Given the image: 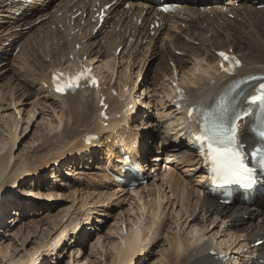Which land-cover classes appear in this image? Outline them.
<instances>
[{
    "label": "bare ground",
    "instance_id": "bare-ground-1",
    "mask_svg": "<svg viewBox=\"0 0 264 264\" xmlns=\"http://www.w3.org/2000/svg\"><path fill=\"white\" fill-rule=\"evenodd\" d=\"M157 1L52 0L50 3L48 0H39V2L28 3V0H0V52H3L0 68L5 63L7 65L13 64L11 66L13 69L10 70H13L11 72L12 77L8 80L7 86L0 85V103L5 104V107L1 108V111L5 112L2 121L7 116L13 122L12 127L10 125L9 127L6 126L10 135V138L7 137L9 139L8 147H0V255H4L3 261L8 259V264L17 262V259L9 258L11 253L27 252L24 250L27 243L25 245L24 243L22 245L18 244L22 248L20 251L10 244L14 239H10L11 241L8 243L6 238L13 237L10 234L12 232L10 228L14 229L19 224H23L25 212H32V217L36 218L41 215V212L54 207L56 204L50 201L53 200L50 195L45 198L41 195L40 198L39 193L36 194V187L35 190H32L31 187V190L25 192L24 187L29 184L30 179L46 169H53L52 180L56 179L57 182L58 178L62 176L64 167L67 168L68 175L76 179L74 173L79 170L78 166H66L69 161L68 156L72 155L73 162L76 159L85 163L87 161L94 162L96 159L99 160L98 155L101 154V151H106V154L104 153L105 155L100 160L104 161V165H106L104 171L115 174L113 177L112 174L111 177L105 174L103 180L106 184L112 183L111 186L116 183L117 192H112V194L114 197L119 198L118 201L124 199L119 202L120 204H124L125 201L127 202L130 199L128 196L129 188L117 178L127 176L123 170L126 165H129L124 160V153H128L140 164L142 170L147 172V182L142 192L148 187L152 188L150 191L158 193L157 196L162 197V203L167 201V204L171 207L177 206L179 211L176 216H164V205L159 204L161 209L163 208L162 211L158 209L160 208L158 206L155 209L152 207L150 209L143 201L146 197L141 195V190H133L130 193L131 197L134 195L138 198L135 199V206L130 211L131 216L140 214V217L134 223L133 220L128 219L127 225L130 226L128 232L126 228L122 227L124 221L121 220V224L118 225L120 226L119 233H121L119 243L114 242L111 247L108 246L109 253L105 262L99 261L95 264H108L107 259L110 256V259L114 258V262L116 261L114 264H137L139 261H142L139 263L142 264L146 260V257L142 259V256L147 250L144 243L146 240L150 241V235L154 233V238H151L154 242H149L148 247L153 243H156L154 245L156 247L160 242L161 231L165 230L167 221H170L172 217L179 234H181L183 226L185 227L182 231L184 234L188 229L191 232L188 233V238L186 236L185 238H178L177 234L174 239L176 241V238H178L175 242L177 247L174 250L175 252L172 253H176L174 258H176V261L178 260L177 262L181 261L180 264H261L260 262L264 260V245L256 248L255 252L253 251L254 255L251 252L252 244L264 239V194L259 192L256 198L251 199L249 202L245 198L242 200L236 198L233 204H221L219 199L212 195L213 190L210 188L206 169L197 156L194 140H189L187 144L183 143L187 131L186 128H183V125L187 121L188 110L192 106L199 108L210 106L231 80V78L219 73L218 65L220 61L217 58V52L232 51L241 58L243 66L237 71V77L264 75V11L257 9L259 0H239L241 5L237 8L233 7L236 0H197L198 3L195 2L196 0H180L183 4L176 14L164 15L158 12ZM113 2L115 4L109 10L110 18L106 20L103 28L94 34L98 23V20L95 22L92 20L94 9L98 8V5L104 7ZM126 3L129 5V9L124 7ZM202 5L206 7L202 9ZM221 6L227 7L230 14L236 16V20L227 18L223 11L220 13ZM17 13H21V16L16 18ZM77 13H80V16L73 20ZM30 14L31 16H29ZM157 17H160L159 23L162 25L158 29L152 30L155 32V37L151 38L150 41L148 40L149 44L147 43L144 46V40L147 39L145 37L150 33L146 30V26L149 27L151 23L154 24ZM221 20L223 21L222 24L220 23ZM82 22H84L83 25ZM204 23H207V26H204ZM179 24H185L186 28H180ZM52 28H55V30ZM26 30L29 31L22 37L23 31ZM161 35L164 37V44L162 42V46L159 48L157 42ZM227 35L228 38H226ZM99 38L101 39L99 40ZM129 39L133 41L130 44ZM195 42L199 46H195ZM5 43L9 46L5 47ZM76 46H80L79 51ZM122 46H124V49L118 54L117 50ZM145 48L155 49L151 60L158 57L157 55L167 60H165L168 63L165 71L171 75L168 84L165 81L166 79L163 80L160 77L161 74L157 71L158 73H155L156 76L152 79L148 73H145L144 82L142 81L139 90L137 89L145 66L136 65V58L142 50L145 51ZM156 49H161V52ZM125 52H128L129 59L131 57L135 59L133 64L125 63ZM182 55H186V58L181 59L179 56ZM71 57L74 58L73 61H71ZM84 57L87 58L86 61L83 60ZM48 58L50 62L46 63L44 60ZM105 58H108V61H105ZM78 64H85L95 69L101 81V88L98 92L87 89L61 97L56 95L49 87H45L50 85L52 72L74 70ZM188 64L191 66L190 69L185 66ZM120 66L123 73H120L121 77H118L117 82L116 70ZM158 66L162 68L160 63H158ZM136 69H138L137 72H135ZM5 71H7V68L1 69L0 75ZM167 74L166 78L168 77ZM1 77L4 81L3 75ZM157 82L161 84L156 85ZM114 83L117 84L115 87ZM174 83H178L187 91L189 104L184 110L177 108L175 105ZM145 86L148 87V90L154 87L153 90L151 89L154 92V98H158L162 94L165 101H161L162 98L157 103L150 102L146 104L142 101V97L146 93L144 91ZM36 87L38 89H35ZM251 91L248 90L243 93L241 99L243 107L246 106L247 97ZM18 92H23V97L36 92L44 100V104H42L51 113L50 115H44L40 122L36 119L32 125L34 127L37 122V126L45 124L47 128L45 136L41 138L39 143L37 142L38 145L26 149L17 158L14 157V151L19 141L16 130L24 122L22 109L18 106L22 95L16 96ZM28 96L30 97V95ZM102 97H105L106 104L110 105L107 113L111 118L107 121V127L102 123L100 116ZM156 105L163 108L164 111L159 118V124L153 123V126H156L160 133H163L162 141L165 147L162 146L163 148L156 152L157 156L153 159L149 157L150 149H147V145L142 147V145L138 146L137 144L139 143L137 140H142V133H134V130L128 132L127 130H130L128 120L145 118L148 121V118H151L146 112H142L139 109L140 107L145 111L147 108L148 111H151L153 107H157ZM131 106L132 108L129 110ZM36 108L38 109V107ZM44 109L46 108L44 107ZM141 113H145V116L142 117ZM35 114L37 113L30 112V118L35 119ZM41 115L42 113L39 114V116ZM39 116L37 117L39 118ZM32 119L28 120V126L32 123ZM182 119L184 122H181ZM147 121L143 120V123ZM252 123V119H249L241 131L242 141L248 149L256 144V140L250 133ZM164 124H168L169 133L163 132L166 130L163 129ZM140 125L142 124L140 123ZM144 132V144L155 142L157 137V135H154L155 131ZM91 134H96L98 140L89 143L87 136ZM102 134H107L105 142L102 141L105 136L102 137ZM109 140H111L112 145L108 144ZM153 144L157 145L156 143ZM56 150L61 151V153L58 155V153L53 152ZM51 153H56V159L44 163L45 156H52ZM88 153L89 155H85ZM49 156L47 159H49ZM156 159L160 162L164 159L168 161L165 162L163 167L157 162L150 168L149 165ZM106 161L108 162L106 163ZM38 162L41 165L34 167V164H38ZM95 167L99 169L98 165ZM83 168L86 169L85 166ZM150 169L152 170L148 173ZM68 175L66 176L68 177ZM41 181L42 179L39 181L40 184L43 183ZM44 185H46L45 182L42 186ZM141 203H144V208L141 207ZM155 203L157 204V202ZM101 204H104L103 207L106 206L104 202ZM103 207L100 206L101 209L105 208ZM146 209L149 214L151 213L150 216L145 212ZM11 211H13L11 213L13 215L10 214ZM85 211L88 213L83 222L84 226L90 225L83 229L78 222L71 234V237L74 238L73 244L76 243L79 246L84 244V234L88 236L87 233H95L99 229L101 221L94 220L90 223V220L93 219L92 215L95 214L99 218L104 216L101 215V213H104L103 210L92 214H90L91 209ZM160 211L162 212L161 215ZM201 214H204L201 216L202 222L212 220V230L206 227L205 222L204 228L197 225V222L201 219V217L199 218ZM8 215L13 217L9 218ZM6 216L9 220H6ZM145 217L146 219L149 218L150 221H143ZM158 218L160 222L156 226ZM216 222L221 223V227L219 231L214 232ZM69 225L72 226V222ZM69 225L67 224L53 238L56 246H59L62 242L66 244ZM56 229L54 228V231ZM145 231H147V234ZM27 233L29 234V232ZM78 237L81 238L79 241L76 240ZM27 239L28 237L24 238L23 242ZM71 240L72 238L69 241ZM174 240L173 244H175ZM5 243H8L6 247L4 246ZM45 247L39 245L38 249L37 247L33 249L35 250L33 255L27 257L28 259L23 261L22 264H35L37 261L42 264V261L47 258L44 257L47 253V251H44ZM173 248L169 251H172ZM41 249L43 252H41ZM98 249H100V244ZM50 252L53 254L52 256H56L55 250ZM219 254H224L228 260L218 259ZM168 255L172 254L169 252ZM168 257L171 258V256ZM40 258L42 259L40 260ZM162 259H164V256ZM79 264H93V262L91 259H87L85 262L82 259Z\"/></svg>",
    "mask_w": 264,
    "mask_h": 264
},
{
    "label": "rangeland",
    "instance_id": "rangeland-1",
    "mask_svg": "<svg viewBox=\"0 0 264 264\" xmlns=\"http://www.w3.org/2000/svg\"><path fill=\"white\" fill-rule=\"evenodd\" d=\"M126 9H129L128 7L124 6ZM259 9V8H258ZM259 10L261 11H264V2H263V7L260 8ZM231 19V18H230ZM231 20H235V19H231ZM222 22V21H221ZM207 23H204V26H206ZM181 26V27H180ZM183 26V27H182ZM180 28H185V24H180L179 25ZM53 30L55 28H52ZM146 30H151V28L148 26L146 27ZM29 30H26V31H23L22 33V37H24V35L28 32ZM179 34V33H178ZM170 35V34H169ZM177 35V34H176ZM211 35V34H210ZM209 36V38H211ZM155 37V35L153 33H151V38ZM229 36L227 35L226 38H228ZM145 38L148 39V37L146 36ZM149 38L148 40L150 41ZM101 38H99L100 40ZM164 37L163 35L160 36L159 40H158V47L160 48L162 46V42L164 44V41H163ZM146 40L144 41V46L147 45V43L149 44V41ZM191 44V43H190ZM62 45H63V42H62ZM194 45V44H193ZM5 47H8L9 44L5 43L4 45ZM195 46H199V44H197V42H195ZM128 47V46H127ZM126 49V48H125ZM12 50V49H11ZM145 51H141L139 54H138V57L136 58V65H143L145 66V69H144V72L141 74V80L139 79V86H138V90L140 88V85H142V81L144 82V76H145V73L149 75V77L152 79L153 77L156 76V74L159 72L161 75L160 77L167 81V84H168V81L170 80V77L171 75L170 74H167V72L165 71V67H167V64L166 63V59L162 58V56L160 55H157L158 57H155L153 60H151V57L152 55L154 54V51L155 49L154 48H150V49H144ZM158 51L161 52V49H156ZM128 51V50H127ZM148 51V52H147ZM15 53V52H14ZM17 53V52H16ZM15 53V54H16ZM133 53V52H132ZM131 53V54H132ZM127 54V55H126ZM141 54V55H140ZM140 55V56H139ZM144 55H146L144 57ZM3 56V52H0V61L2 60V57ZM122 56V55H121ZM127 56V57H126ZM129 54L128 52H125V56L124 58H126L125 60V63H130L133 64V62L135 61V59H133V57H131L130 59L128 58ZM200 56H201V53H200ZM140 57V58H139ZM181 59H184L186 58V55H182V56H179ZM73 58L71 57V60ZM150 59V60H149ZM84 61L86 60V57H84L83 59ZM105 61H108V58L104 59ZM161 62H160V61ZM166 60V61H165ZM5 61V60H4ZM46 63H49L50 62V59H46L44 60ZM158 63H160V65L162 66V68H159L158 66ZM13 65V64H12ZM12 65H7L6 63L4 65H1V69H5L7 68V71L1 73L0 75V85H4V86H7V82L8 80L10 79V77H12V71H10L11 69H13V67H11ZM188 69L191 68V66L188 64V65H185ZM126 67V66H125ZM124 67V68H125ZM157 67V68H156ZM160 70H159V69ZM164 68V69H163ZM186 68V69H187ZM9 70V71H8ZM116 81L118 82L119 78L121 77L120 76V73L122 71V68L120 66V68H118V70H116ZM138 69L135 70V72H137ZM158 71V72H157ZM165 74H164V72ZM8 73V74H6ZM125 73V72H124ZM156 73V74H155ZM164 75H163V74ZM166 74H167V78H166ZM5 78L4 81L2 79V76ZM7 75V76H6ZM170 76V77H169ZM119 77V78H118ZM165 78V79H164ZM181 78V77H180ZM150 79V81H151ZM169 79V80H168ZM122 82V81H121ZM121 82H120V85H121ZM6 83V84H5ZM160 82H157L156 85H160L159 84ZM112 85V84H111ZM110 85V86H111ZM115 84L114 83V87H115ZM154 87H151V89L153 90ZM35 89H38V87H36ZM143 89V88H142ZM148 90V87L145 86V89L144 91H146V93H144V96L142 97V101H144L146 104L150 103V102H158L160 101L162 98L161 101H165L164 99V95L160 94V96L158 98H154V92L152 90ZM127 91V90H126ZM141 92V90H140ZM30 93V92H29ZM19 95H22L20 97V103H19V107L20 109H22V119H24V122L21 123V125L17 128L16 132L18 134V137H19V141H18V146L17 148L15 149L14 151V157H19L23 152L26 151V149H30L32 148L33 145H38L39 141L41 140V138L43 136H45L44 134H46V125L45 124H42V125H39L37 126L38 122H40V120L42 119V117L44 115H50L51 112H48V108L43 105L44 104V100L42 99L41 96H39L36 92L34 93H30L28 95H30V97L27 95L25 97H23V92H18V94H16V96H19ZM33 95V96H31ZM29 97V98H28ZM153 97V98H152ZM161 97V98H160ZM40 99V100H39ZM156 99V100H155ZM153 100V101H152ZM38 101V103H37ZM36 102V103H35ZM9 103V102H7ZM43 103V104H42ZM36 106H35V105ZM39 104V105H38ZM41 104V105H40ZM154 104V103H152ZM157 107H153L151 109V111H148V108L147 110H143L141 109V107L139 108L140 110H142V112H146L148 114L149 117L151 118H148V121L145 119V118H138V120L136 122H131V128H132V131L134 130V133L135 132H139V133H142V140H140V143L139 145L142 143V147L144 145H147V149L150 147H152V154H151V157L153 156H157L156 152L161 148L165 147L164 145V142L162 141V136H163V133L159 132L156 128V126H153V123H158L159 124V118L161 117V114L163 113V108H160L158 105H156ZM5 107V104H2L0 103V147H4V146H7L8 147V143H9V139L10 138V135L8 134L7 132V129H6V126L9 127H12V120L10 118H7L4 117L3 118V121H2V117L5 115V112H3V110L1 111V108H4ZM38 107V109L36 108ZM44 107L46 109H44ZM35 108V109H34ZM160 108V109H159ZM34 109V110H33ZM159 109V110H158ZM34 112V113H37L35 114L36 117H34L35 119H32L30 118L29 114L30 112ZM41 111V112H40ZM41 116H39V114H41ZM142 114V117L145 116V113H141ZM150 114V115H149ZM39 116V118L37 117ZM29 118V119H28ZM30 119H32V123L30 124V126H28L29 124V121ZM38 119V122L37 124L34 125V127H32V125L34 124V121ZM53 119V118H52ZM29 120V121H28ZM119 120V119H118ZM143 120L149 122L147 124L146 123H143ZM5 121V122H4ZM53 121V120H52ZM138 122V123H137ZM5 123V124H4ZM140 123L143 125H140ZM4 124V125H3ZM7 124V125H6ZM138 125V126H137ZM152 125V126H151ZM168 125V124H167ZM166 124L163 125V129L165 131L163 132H167L169 133V130H168V126ZM4 126V127H3ZM27 126V127H26ZM37 126V127H36ZM137 126V127H136ZM145 126V127H144ZM146 126H149V127H146ZM143 127V128H142ZM167 127V128H166ZM147 128V129H146ZM155 128V129H154ZM136 129V130H135ZM146 129V130H144ZM128 131V130H127ZM144 131H146V133H148L149 131L154 132V135H157L156 139H155V142H149V143H145V141L143 142V138H144ZM15 132V131H14ZM12 132V133H14ZM128 132H131V131H128ZM105 135V136H104ZM104 136V137H103ZM8 137V138H7ZM102 141L105 142V137H107V134H102ZM104 139V140H103ZM141 139V138H140ZM35 141V142H34ZM38 142V143H37ZM36 143V144H35ZM151 143V144H150ZM153 143H156L157 145H154ZM184 144L187 142H183ZM109 145H112L111 144V140H109L108 142ZM149 146V147H148ZM163 146V147H162ZM167 146V145H166ZM104 149V148H103ZM53 152H56L58 153H61V151L59 150H56V151H53ZM103 152V154H102ZM1 153V152H0ZM55 154L51 153L50 155L52 156H49V155H46L45 159H44V163H46L48 160H52V159H56L55 158ZM106 154V151H101V154L98 155V159L99 160H94V162L92 161H87L86 163L85 162H81L79 161L78 159H76L74 162L72 161V155H69L68 156V163L66 164L67 165H72L73 166H78V171H76L74 174H76V179H73L75 177L72 178V176L68 175L67 173V168L64 167V169L62 170V176H60V178H58V181L56 182V179H53L52 180V170H48L46 169L45 171L41 172V173H38L34 176V178H31L30 181H29V184L26 185V187H24V191L27 192L26 190H31V187H32V190L34 189L35 190V187H36V194L37 192L39 193V197L41 198V195L44 196V198L47 196V195H50L52 196V199L53 200H50L52 201V203H56L54 207H50V209L48 210H44L43 212H41V215L39 217H32V212L29 213V211L25 212L24 213V219H23V224H19L17 227H15L14 229L11 227L10 230L12 231L10 234L14 237H10L9 239L6 238V240H8V243L9 241H11L10 239H14L10 244L15 248L17 247V249L20 251L22 248H20L19 245H22L24 243V245L26 244V246H24V250H26L27 252L26 253H23V252H17V253H11L10 254V259L11 258H15L17 259L16 263L15 264H22L23 261L27 260L29 258V256L33 255L34 251L33 249H38V246L39 245H42L44 248V251H47L46 253V256H44L46 259H44L42 261V264H79L80 261H82V259L84 260V262L87 260V259H91V261L93 262V264L95 263H98L99 261H102V262H105L106 260V256L108 255L109 253V247H111V245H113L114 242L116 243H119V239H120V234L119 233V228L122 221H124V229L126 228L127 232L129 231L128 228L130 226H128V219L130 220H133V223L135 222L136 219H138L140 217V214H133L134 216H131V210H133V207L135 206L134 203H135V199L138 198L137 196H134L130 195L131 191L129 192V197L130 199H128V203L125 201L124 204H120L119 202H121L122 200L124 199H120L118 201L119 198L117 197H114V195L112 194L113 193H116V187L114 186H111L112 184H109V183H105V181L103 180V176H105V174L108 176L107 172L104 171V167L106 165H104V161H100L102 158H103V155ZM85 155H89L88 154H85ZM49 156V159H47ZM44 157V156H43ZM58 157V156H56ZM88 158V157H87ZM86 161V159H85ZM168 160L167 159H164L162 161V167L164 166L165 162H167ZM78 162V163H77ZM81 162V163H80ZM108 161H106L107 163ZM40 162H38V164H34V167H38L40 166L41 164H39ZM70 163V164H69ZM72 163V164H71ZM99 163V164H98ZM101 164V165H100ZM99 166V169L98 167H95V166ZM83 166L86 167V169L83 168ZM90 166H91V169H90ZM71 167V168H72ZM82 167V168H81ZM98 171H97V169ZM102 168V169H100ZM76 170V168H74ZM102 171V172H101ZM104 171V172H103ZM40 172V170H39ZM73 172V170H72ZM101 173V174H99ZM68 175V177L66 176ZM95 175V176H94ZM97 175V176H96ZM59 176V175H58ZM99 178V179H98ZM40 179H42L41 182H45L46 185L42 186V184H40ZM97 180V182H96ZM103 180V181H102ZM33 182V183H32ZM66 182V183H65ZM96 183V184H95ZM70 185V187H69ZM98 187V188H97ZM144 188V185L138 187L136 190H141L140 193L141 195H144V197H146L143 201L145 203V205L147 204L148 207H151L153 209L156 208V206L160 207L161 205H164L163 208H164V216L166 215L167 217H171L172 215L176 216V214L178 213L179 211V208H177V206L175 207H171L169 204H167V201H165L164 203L163 200H162V197L159 198L158 193L156 192H152V190L150 191V189L152 188H147L145 191L142 192ZM44 189V190H43ZM48 190V191H47ZM72 192V193H71ZM156 194V195H155ZM107 195V196H106ZM113 198H111L112 196ZM146 195V196H145ZM150 195V196H149ZM14 196V195H12ZM105 196V198H104ZM134 196V197H133ZM154 196V197H152ZM99 197V198H98ZM119 197V196H118ZM156 197V198H155ZM158 198V199H157ZM106 199V201H105ZM108 199V200H107ZM115 200V201H114ZM127 200V199H126ZM162 200V201H161ZM109 201V202H108ZM149 201V202H148ZM96 202V203H95ZM102 202L106 203L103 207L104 204H101ZM113 202V203H112ZM157 202V204L155 203ZM127 203V204H126ZM144 203H141V207H143ZM109 204V206H108ZM133 204V206H132ZM161 204V205H159ZM125 205V206H124ZM100 206H102L104 209H101ZM108 206V207H107ZM146 206V207H147ZM85 207V208H84ZM95 207V208H93ZM99 207V208H98ZM121 207V208H120ZM147 207V209H148ZM144 208V207H143ZM162 208V209H163ZM172 208V209H171ZM82 209H84L82 211ZM87 209H91V212L90 214L92 213H95L97 211H102L104 213H101V215H104V216H100L97 217V215L93 214V219L90 220V223L91 222H94V220H99L101 221V223L99 224L100 226L98 227L99 229L96 230V232H89L87 233L88 236H86L84 234V237H83V242L84 244L80 245L79 244H76L74 243L73 244V241H74V238L71 237V234L73 233V229L75 228V225L76 223H80V227L85 229L87 228L89 225L87 226H84V221L87 217V213L85 210ZM129 209V211H128ZM136 209V207H135ZM146 209L145 212L148 213V210ZM159 210L162 211L161 207L158 208ZM92 210H94L92 212ZM135 211V210H134ZM160 211V215L162 214V212ZM81 212V213H80ZM128 212V213H127ZM136 212V211H135ZM143 212V211H142ZM157 212V211H156ZM167 212V213H166ZM13 213V211L10 212V214ZM29 213V214H28ZM43 213V214H42ZM118 213H121V214H118ZM123 213V214H122ZM126 213V214H125ZM138 213V212H137ZM146 213V214H147ZM173 213V214H172ZM28 214V215H27ZM107 214V215H106ZM110 214V215H109ZM129 214V215H127ZM149 214V213H148ZM153 214V212H152ZM13 215V214H11ZM113 215V216H112ZM137 215V217H136ZM151 215V213L149 214V216ZM204 215V214H201L199 215V218ZM9 216V215H8ZM95 216V217H94ZM131 216V217H130ZM13 216H9V218H11ZM9 218H7L6 216V220H9ZM95 218V219H94ZM97 218V219H96ZM247 218H249L247 216ZM65 219V220H64ZM122 220V221H121ZM145 220H149L150 219H146L143 218V221ZM153 220V218H152ZM160 219L158 218V222L156 221V226H158L159 224V221ZM61 221V222H60ZM146 221V222H147ZM72 222V226L69 225L70 223ZM126 222V224H125ZM145 222V223H146ZM205 225L206 227H208L210 230H212L211 228V225H212V220H205ZM204 222H202V217L201 219L197 222L198 226L200 228H204ZM99 223V222H98ZM131 223V222H130ZM158 223V224H157ZM174 220H173V217L170 219V221H167V226L165 227V230H162L161 233H160V242L159 244H157V246L155 247L154 245L156 243H153L151 246L148 247V243L150 242H154V240H152L154 238L153 234L154 233H151L150 237V241L146 240V242L144 243V246H145V252L142 256V259H144V257H146L145 259V262H143L142 264H180V262H177L176 261V253H172L175 248L177 247V239L179 237H183L185 238H188L187 235L188 233H191L190 232V229L187 230L186 234H184V232H182L184 230V226L181 228L182 231H181V234H179V232L177 231V228L176 226L177 225H174ZM183 223V222H182ZM69 225V229H68V237H67V241H66V244H64L65 242H62L59 246H56L55 242H53V238H55L58 233L61 232V230H63V228L66 226V225ZM126 225V226H125ZM84 226V227H83ZM111 227V228H110ZM168 227V228H167ZM221 227V223L219 222H216V227L214 228V232H217L219 231ZM54 228H57L55 231H54ZM167 228V230H166ZM171 229L170 231L168 229ZM115 229V230H114ZM130 229V228H129ZM70 231V232H69ZM29 232V234L27 233ZM31 232V233H30ZM84 233V230L82 231ZM113 232V233H112ZM146 234H147V231H145ZM171 232V233H170ZM94 233V234H93ZM117 233V234H116ZM119 234V236H118ZM173 234V235H172ZM178 234V235H177ZM17 235V236H16ZM30 235V236H29ZM164 235V236H163ZM176 235L178 236V238H176V241L174 240ZM181 235V236H180ZM21 236H23L21 238ZM66 236V235H65ZM100 239H99V237ZM153 236V237H152ZM3 237V235H2ZM28 237V239L26 241L23 242V239ZM106 237V238H105ZM191 237V236H189ZM1 238V237H0ZM21 238V239H20ZM72 238L71 241H69L70 239ZM88 238V239H87ZM208 238V237H206ZM81 238H77L76 240L79 241ZM99 239V240H98ZM21 240V241H20ZM114 240V241H113ZM173 240H174V243L176 244H173ZM148 241V242H147ZM97 242V243H96ZM112 242V243H111ZM157 242V243H158ZM8 243H5L4 246L6 247L8 245ZM68 243V244H67ZM149 243V244H150ZM29 244V245H28ZM54 244V245H53ZM97 244V245H96ZM100 244V249H98V246ZM105 245V247H103V245ZM175 246H173V245ZM161 245V246H160ZM36 246V247H35ZM41 247V246H40ZM64 247V249H62ZM103 247V248H102ZM174 247V248H173ZM80 248V250H79ZM105 248V249H104ZM161 248V249H160ZM173 248V250L169 251V249ZM62 249V251H61ZM42 250V249H41ZM49 250V251H48ZM53 251L55 250V255L56 256H52L53 254L50 252V251ZM97 250V251H96ZM104 250V251H103ZM255 249H251V252L252 254H254V251ZM108 251V252H107ZM167 251V252H166ZM43 252V250L41 251ZM79 252V253H78ZM156 252V253H155ZM171 253L172 255H168V253ZM175 252V251H174ZM29 253V254H28ZM103 253V254H102ZM116 253V252H114ZM165 255H164V254ZM167 253V254H166ZM90 254V255H89ZM156 254V255H155ZM27 255V256H26ZM99 255V256H98ZM167 255V256H166ZM4 255H0V264H8V259H5L4 261L2 260ZM39 256V255H38ZM61 256V257H60ZM93 256V257H91ZM164 256V259H167V260H164L162 259ZM168 256H171L168 257ZM28 257V258H27ZM60 257V258H59ZM43 258V257H42ZM40 258V260L42 259ZM72 260H71V259ZM86 258V259H85ZM111 258V256H110ZM108 258L107 259V263L108 264H114L116 263V261L114 262V258L113 259H110ZM50 259V260H49ZM162 259V260H161ZM148 260V262H147ZM162 261V263H161ZM171 261V262H170ZM174 261V262H173ZM4 262V263H3ZM40 261H37L35 264H39ZM142 262V261H139V263ZM137 263V264H139ZM41 264V263H40Z\"/></svg>",
    "mask_w": 264,
    "mask_h": 264
},
{
    "label": "snow or ice",
    "instance_id": "snow-or-ice-1",
    "mask_svg": "<svg viewBox=\"0 0 264 264\" xmlns=\"http://www.w3.org/2000/svg\"><path fill=\"white\" fill-rule=\"evenodd\" d=\"M164 11L171 9L165 8ZM219 55L224 61L231 60L233 66H239V61L234 57H230L224 52ZM221 70L225 73H230L232 67H225L221 64ZM90 69H85L83 72L75 76L68 77L64 83H59V79L63 78V74L53 77L55 91L64 93L69 90H76L80 86V82L84 79H90L95 84L94 78L90 76ZM264 87V85H262ZM194 111H189V117L195 119ZM228 108L222 100L215 109L211 111H204L202 113L203 122L197 119L200 124V131L196 134V141L204 142L206 147L202 149V155L210 162L211 170L220 181L224 183H242L251 184L254 182V169L248 167L244 162L243 146H237L234 136L229 135L225 128V119ZM264 136V133H261ZM261 150H255L254 155H260ZM261 167H264V157L260 159Z\"/></svg>",
    "mask_w": 264,
    "mask_h": 264
}]
</instances>
